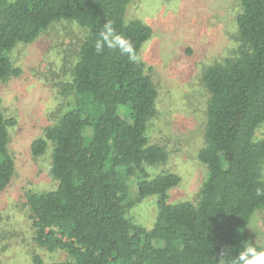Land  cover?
Instances as JSON below:
<instances>
[{
  "label": "trees",
  "instance_id": "1",
  "mask_svg": "<svg viewBox=\"0 0 264 264\" xmlns=\"http://www.w3.org/2000/svg\"><path fill=\"white\" fill-rule=\"evenodd\" d=\"M132 1L0 0V82L20 75L14 48L34 43L52 24L74 21L87 30L69 82L75 104L32 143L35 156L53 143L49 173L58 182L27 195L36 240L67 254L51 264H231L245 242L254 244L249 224L264 211V196L256 195L264 188V138L256 136L264 126V0H239L235 53L202 74L209 100L199 158L208 173L197 202H170L181 177L148 170L168 158L148 135L159 95L151 67L95 48L111 21L139 54L153 28L126 20ZM15 124L0 96V193L15 172ZM134 180L139 201L157 197L151 229L127 216Z\"/></svg>",
  "mask_w": 264,
  "mask_h": 264
},
{
  "label": "rangeland",
  "instance_id": "2",
  "mask_svg": "<svg viewBox=\"0 0 264 264\" xmlns=\"http://www.w3.org/2000/svg\"><path fill=\"white\" fill-rule=\"evenodd\" d=\"M239 0H133L126 20L140 19L153 28L139 51L141 63L151 67L158 90L157 114L149 122V140L164 146L165 162L148 166L151 176L175 173L180 183L169 191V201L197 202L208 169L199 152L205 144L209 93L204 70L235 53L238 42ZM87 30L74 21L52 24L31 44H19L11 59L20 75L0 82L3 112L14 117L9 150L15 161L11 183L0 193V264H51L65 260L62 250L39 245L29 218L27 195L54 189L50 175L53 143L35 156L32 143L45 128L74 106L69 91L72 66ZM90 133V131H88ZM264 138V126L256 132ZM133 206L127 216L151 229L158 214L156 196L139 201L136 181L131 183ZM248 231L264 251V211H257Z\"/></svg>",
  "mask_w": 264,
  "mask_h": 264
},
{
  "label": "clouds",
  "instance_id": "3",
  "mask_svg": "<svg viewBox=\"0 0 264 264\" xmlns=\"http://www.w3.org/2000/svg\"><path fill=\"white\" fill-rule=\"evenodd\" d=\"M97 53H102L105 48L126 56L132 63H140L141 56L135 46L124 35L119 33L111 21L104 23L103 30L99 33V39L95 44ZM257 196H264V188L258 189ZM231 264H264V251L258 250L254 244L245 242L238 255Z\"/></svg>",
  "mask_w": 264,
  "mask_h": 264
}]
</instances>
